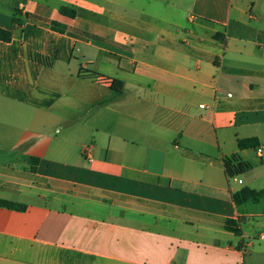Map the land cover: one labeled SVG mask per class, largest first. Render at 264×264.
Here are the masks:
<instances>
[{
	"label": "crops",
	"instance_id": "1",
	"mask_svg": "<svg viewBox=\"0 0 264 264\" xmlns=\"http://www.w3.org/2000/svg\"><path fill=\"white\" fill-rule=\"evenodd\" d=\"M0 27V198L25 205L0 264H264L223 167L264 142V0H0Z\"/></svg>",
	"mask_w": 264,
	"mask_h": 264
},
{
	"label": "trees",
	"instance_id": "2",
	"mask_svg": "<svg viewBox=\"0 0 264 264\" xmlns=\"http://www.w3.org/2000/svg\"><path fill=\"white\" fill-rule=\"evenodd\" d=\"M59 10L62 14H66L70 17H73L75 15V11L72 8L62 6L60 7ZM50 26L60 31L64 29L63 25L58 24L56 22H52ZM0 39L3 41H8L10 39V31L0 27ZM33 58L37 59L40 62H46V58L38 54L33 55ZM95 77L101 81L108 83L112 90L113 95H119L122 92L123 82L121 80L116 78L103 77V76H98V77L95 76ZM107 100L108 98L103 99L100 103H104ZM258 145L259 142L256 137H246V138L237 139V146L239 149L255 148ZM223 167L226 171V174L229 177H234L235 175L250 170L252 165L249 162L241 159L238 153H233L229 157H225L223 159ZM262 196H263V190H256L247 186H243L233 193V200L236 203V205H240L242 202L248 199L257 201ZM0 206L13 208L17 210H24L25 208V205L22 203H17L3 198H0ZM224 227L234 232L236 235H239L241 233L240 228L237 226L236 220L227 218L225 220Z\"/></svg>",
	"mask_w": 264,
	"mask_h": 264
},
{
	"label": "rangeland",
	"instance_id": "3",
	"mask_svg": "<svg viewBox=\"0 0 264 264\" xmlns=\"http://www.w3.org/2000/svg\"><path fill=\"white\" fill-rule=\"evenodd\" d=\"M264 133V132H263ZM264 135V134H263ZM262 146V154L263 157L260 158L257 156L255 149L248 148L244 155L245 160L252 165V169L250 171H246L235 175L234 177L240 179L242 184L236 183L237 187L242 186L244 181L250 183L252 187L256 190H263L264 193V142L261 144ZM263 160V165L261 166V161ZM249 185V186H250ZM240 209L242 212H248L252 214H259L255 216H249L246 218L243 224L244 228L248 230L250 234H255L258 231H264V196L259 198V200H248L241 203ZM255 237V236H251ZM258 237V236H256Z\"/></svg>",
	"mask_w": 264,
	"mask_h": 264
},
{
	"label": "built area",
	"instance_id": "4",
	"mask_svg": "<svg viewBox=\"0 0 264 264\" xmlns=\"http://www.w3.org/2000/svg\"><path fill=\"white\" fill-rule=\"evenodd\" d=\"M227 95L229 96L230 94L228 93ZM199 106L202 107L203 104H200ZM88 150H89V148L86 146V147L84 148V152H83V153H84V154H87ZM256 153H257L259 156H261V154H262V148H261L260 146H257V147H256ZM238 182H241V180L239 179ZM261 237L264 239V234H263ZM243 249H244V250L246 249V246H245V245L243 246Z\"/></svg>",
	"mask_w": 264,
	"mask_h": 264
}]
</instances>
